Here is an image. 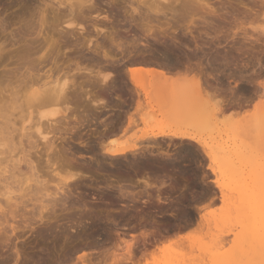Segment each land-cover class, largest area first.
Returning <instances> with one entry per match:
<instances>
[{
    "label": "rangeland",
    "instance_id": "374dc122",
    "mask_svg": "<svg viewBox=\"0 0 264 264\" xmlns=\"http://www.w3.org/2000/svg\"><path fill=\"white\" fill-rule=\"evenodd\" d=\"M145 1H148L146 2L147 4L145 3ZM129 2H131V0H101L97 4V7L103 9V12L99 13L100 17L106 15L110 20L109 23L113 25V28H115L116 30L120 28V32L118 30L117 31L120 34V38H122L121 43H125V49L127 48V51L124 49L123 52L125 53L126 51V54H130L132 58L135 57V54L136 57L137 55L139 57L143 53V57L141 56L142 58L158 63L159 59L163 60L161 54L169 49L167 50L168 54L170 53V55L173 56L171 57L173 61L174 59H177L176 61H174L176 64L172 63L171 65H167L166 63L165 65H163L170 66V68L168 69L171 72H175L179 69L182 71V69L187 66H191V68L193 69L195 67L196 69L198 68V70L195 69L197 71L196 73L200 71V68L204 69L200 71L201 75L199 76L201 79L200 82H203V79L205 78L203 86L206 88L203 89L202 86V90L204 91L202 93V99L200 103L199 101H196L195 103L198 104L197 107H202L200 106V104H203L204 106L205 103L206 105L204 109L208 111L209 115L207 116L205 114L207 112H205L204 109L202 110L205 113L203 111L201 112V108L196 107H194V110H200V113H198L197 110V113L193 110V113H187L186 115H182L181 117L179 116L176 118L175 116L168 114L162 115L160 112L163 111L160 104L163 103L164 105L167 102H170L175 91L183 90L184 92H187L191 89L192 82L190 79H193L194 77L196 78V76L192 75L195 71L190 73L188 72L189 74L187 73L188 75L186 74L187 76L185 78H183L182 80H178L177 82L176 80L171 82H163L155 79L148 80V78L142 75L140 77V80L142 81L143 86H145L146 92H153L152 94L150 93L151 98H153L151 99L149 97L150 94L149 96L145 95L144 90H139L137 92L135 87L131 84L128 74V68L131 65H129L128 62H130V60L128 59L129 61L126 60L127 63L125 62L126 65H124L126 68L123 67V69L119 71L112 70L111 68L110 69L112 71L109 68H105V71H101V69L100 71L98 70L99 74L101 72L102 75L107 74L110 71V76L115 75L116 72L123 73V76L121 78H123V82L127 83L126 88L128 90L132 89L130 90V96L134 91L138 93V95L133 94L135 96L132 95V98H129L128 95L129 107H125L124 109L126 110V112L122 114L124 115L123 118L125 120L123 125L124 127L120 131L118 136H115L113 138L110 137V140L105 142V146L107 149L113 147L121 148L124 146H128V148H131V146L132 148H134V146H136L137 148H134L135 150L132 153H128L126 156L113 159L104 156L103 154H101V151L97 150L96 154H92L91 156L89 155L97 162L99 161L98 167L96 166V168L95 165H93L94 163H92L91 159L85 157L88 154H85L86 152H84V154L79 152L82 149L77 147L72 139H68V135H64L65 139H63V141L58 140L59 135L57 137V134H54L50 129L44 128L41 129V133L48 134V138L50 140H57V142L55 141L57 143H55V146H57L58 148L63 146L62 148H65V150L63 149L65 152L62 156H66L67 158L65 157V159H74V164L79 163L78 165L75 164L77 169L62 167L60 166L61 164L59 163V160L57 161L52 159L49 160L48 163L46 162L48 158L45 155L42 156L40 152L39 155H41V157L38 154L33 157V160H38L39 163H35V165H37V169H40L38 176H28L26 174H23L22 176V173L24 171L22 173L19 172L21 174H15L16 170H12L14 168V164L12 162L15 161L18 157H21V150L17 145L18 141H16L18 139L17 137H14L15 140H13L14 138L11 139L12 141L6 139H9L11 135L16 136L17 133L11 131L17 129L18 125H20L21 127L24 119H27L25 117L27 112L33 111L34 107L31 104L29 106V104L27 105L26 103L22 102V96L19 95L21 94L20 92L18 93L17 98L16 96L14 97L18 100V102L19 100H21V102H19L20 106H18L17 103V105L13 104L14 98L9 97L10 101L12 99L11 102H13V105L8 104L9 106L11 105V108L7 107V109L10 110V113L12 111L11 117L9 116L10 113L8 114L9 119H11L10 121L12 123L8 118L7 121L9 122V124L6 121L5 122L8 125H10L11 123V128H15L9 130L8 132L7 130L10 126H6L7 124L5 123L2 125V128H6L5 131H7L8 133L11 132V135L2 134L3 136H5L2 137L0 134L2 138H0V239H3L4 236L9 237L7 245L9 250L6 248V253H4L6 254L5 256H7L8 254V256L11 257L10 259L12 261L8 259V262L6 261L7 264L22 263V259H19L18 262H15L12 255L10 256L12 251L14 249L16 250V248L18 249V251L22 250L26 252V254L24 253V255H28L29 257L33 256L32 259L30 258V263L29 261H26L24 262V264H162L167 257L174 258L173 256L180 257L181 260H184V258H188V260H186L187 262H190L189 259H191V262L195 259L192 264H213V261L211 263V259L213 260L214 254H220L225 255V257H230L234 253L233 249L235 248L236 243L240 241V239L236 238L234 234H240L239 232L241 231V227L247 230L253 222H255L256 226H260L261 224V226L264 225V0H166L164 2L157 0H132L133 5ZM185 5H187V7L200 8L212 7L213 9H216L218 11L220 10L221 6H225L223 8H226L227 10L230 9V12H234L236 19L238 20H235V16H233L234 20L232 17V20L227 19V21H231L230 23L221 22L217 23V25L216 22H213L205 24L203 21H201V12H198L195 15L186 14ZM227 5L230 6L228 7ZM126 7L127 9H125ZM131 8H137L138 11H140H137L138 16H136L137 13L135 15H132ZM245 8L248 9L246 11H250L249 13L247 12V16H243L246 13ZM56 9L57 8L49 4L48 0H0V75L3 68H5L6 70L8 69V67H11L10 65L8 67H4V65L10 62L8 58L11 59V57L14 56L13 50L21 47L20 45H22L24 41L27 42L25 39H28L30 41V39H32L33 37L37 38L36 36L38 34L40 38H37L38 40H41L46 36L49 37L46 38L47 41H50L51 38H53L52 40H56L57 38L54 37H57V34L53 31L56 30L55 28L64 27V24L66 25L67 22L68 24L70 23V28H77H73V32H76L83 27V29H86L87 32L90 31V34L87 32L85 33L89 34L91 37L94 35L92 37L93 40L97 39L96 34H94V29L92 30V28L96 26L97 22L99 24L104 23L100 27L102 28L103 26L104 28H106L105 24L107 23L101 21H97L96 23L90 21V23H87L86 21V24L84 21H82L81 23L80 20H67L65 18L63 19H65V21L67 22H63V19L60 18L59 22V18H56ZM123 9H125V11H123ZM152 10L153 12L155 10L156 14H154ZM128 11L131 13V15L128 13ZM156 11L160 13L158 14ZM242 11L245 12L243 15ZM21 13L23 15H21ZM101 13H104V15H102ZM174 13L176 14L174 15ZM182 15L184 16L183 19L176 18L181 17ZM129 16H132L136 23L133 21L132 17L129 18ZM171 16L178 20V22L176 23L177 25L175 24V20H173ZM55 19L57 20L55 21ZM130 19L132 22L130 21ZM141 19L144 21L143 24L148 23L151 26H163L165 22H169L170 20L169 23H172L171 28L175 29L177 27L176 29H178L179 32L177 30L176 34H173V38H171V36H166L164 37V39L163 37H159L160 40L157 39L153 42L154 39L146 37L147 35L144 36L145 33L142 30L139 32V28L141 26L140 23L142 22ZM191 19L195 22L194 29L189 24V20ZM137 20H139L140 22H137ZM61 22H63L64 24L62 23V25ZM240 22L242 23V25H239L241 24ZM26 23L27 25L29 23V25L27 26ZM98 23L97 26L99 25ZM109 23L107 24V30L110 29V27L112 28V25L110 26ZM133 23L135 24V26L133 25ZM215 24L216 26H219L220 24L222 25H220L221 28L219 29L220 31L218 33H216L217 31H214V29L212 28L213 25L215 26ZM132 25L134 26V28ZM172 25H175L176 27L174 26L173 28ZM187 27H190L189 30L191 29V31H193L192 35L196 36V42L191 41L192 35H190L188 30H186ZM132 28L134 31L132 30ZM171 28L167 31L169 32V34L172 31ZM200 30H202V32ZM40 32L44 33L42 34ZM77 32L76 37L78 35ZM196 32L200 33L197 34ZM54 33L56 34V36ZM126 33L129 36H127ZM84 35L86 36V34ZM135 35H137L138 37L136 36V38H134ZM174 37H176L178 40L174 39ZM148 38H150L151 40ZM78 39H80L79 36ZM103 40H106L104 39V36H99L97 40L93 41V43L97 41L98 43L100 42L104 45L105 41ZM132 41H134L133 45H137L139 43L136 46L137 49L131 44ZM70 42L71 38L68 43ZM74 42L75 40H72V44H74ZM180 44L182 45V47ZM71 45L69 46L68 44L67 47H71L72 49L73 45ZM104 46L107 48V50H109L108 44H105ZM152 48L156 50H153ZM67 50H69L70 52L66 51V53L68 54H65L72 55L73 51L70 50V48ZM113 50L112 48V52L109 50L111 52V55H118L116 57H119L121 51L116 49ZM133 50L137 51L134 52ZM84 52H86V55H89L88 57L93 56L89 51ZM5 53H8L9 55L13 53V56L9 57V55ZM151 55L152 57L153 55H157V57H160H153V60V58L150 59ZM148 56H150L149 59ZM82 61L84 60H80V62ZM161 61H159L161 63L160 65H162ZM84 62L80 63V68L85 65ZM91 63V61L86 63V66H88L89 69V64ZM163 63L165 62L163 61ZM173 66H175L176 68ZM74 67L75 66H70L69 69H64L63 72L65 74L61 73V76L57 73H54L55 75H53L56 76V78L61 77L63 80L67 77L69 81L67 78L66 79L70 83L71 81H73L71 79L74 78L72 77V75H75L76 72ZM172 67L175 70L172 69ZM47 68L43 71L45 72ZM191 76H193V78ZM206 76L208 78L207 80ZM209 76L211 78H209ZM78 78L80 80L83 79L81 75H78V77H75V81H78ZM109 78L111 80L108 79V83L109 81L112 82L113 80V78ZM145 78L146 81H144ZM119 79L120 78L118 77L119 82L116 81L117 84L121 83ZM116 82H114L113 84H116ZM205 82L208 83L209 86L205 84ZM122 85L123 84L121 83V86ZM5 92L8 91H4V94ZM207 92L209 93V95ZM7 95L8 93H6V95L4 96ZM90 95L88 96L90 101H96L95 103H99L100 99L98 94L97 96L91 97ZM2 96H0V101L4 98H1ZM18 96H21L19 97L20 99L18 98ZM164 98L168 99V101H166ZM81 99L82 98H80V101L78 102H73L74 104L70 103L69 105L72 104V106H68V108L74 107V109L78 112L79 108L82 109L85 106L88 107V105H85L87 102L85 101L84 103ZM150 100L155 101L152 102ZM225 100H234V102L236 101V104L238 102L240 106H234L230 108L225 107V109L221 110L222 108H219V106L221 105L220 103H224ZM8 101L9 100L7 99V103ZM138 101H141L140 103H142L144 108L146 107V111L144 108L142 110L137 108V103H139ZM0 103L5 104V101L3 102L2 100V102ZM21 103L23 107L25 106V108H27H23L24 110L22 111V113ZM88 104L90 103L88 102ZM14 105H16V108L12 107ZM19 107L21 108L20 112L18 111ZM62 107L64 108V106ZM62 107L61 110L63 112L65 108L62 109ZM4 108H6L5 105ZM25 110L27 111L26 114L24 112ZM75 110L74 112H76ZM151 110L154 111V114L151 113ZM34 111L37 112L35 108ZM34 111L32 113H34ZM74 112L66 114L67 111L66 113L64 111L62 113V116H65V114L66 118L71 117V115L72 117L74 115L77 116V112L76 114H74ZM148 112H150L151 114H148ZM17 113L19 114V118L20 114L23 116L25 115V118L23 117V120H21V122L16 119L20 122V124L18 125L17 123H15L16 120H14V115H17ZM249 113H251V116L253 114L254 115L252 117H246V114ZM147 114L149 116L145 118L143 115L147 116ZM152 114L154 115V117H152L153 119L151 120L150 116ZM192 114H194L195 116ZM199 115H201V117H199ZM31 116L34 117L35 114L34 116ZM32 119H36L37 123V117ZM174 119H178V121ZM13 120L16 126H14ZM30 121L25 124V127L27 126V128H25L24 133L34 134L35 132V134L37 135V125H34V127H31L30 129ZM33 122L31 123L32 125ZM71 123L72 122H69L70 126H72ZM26 129H29V132L32 130L33 131L27 133L28 131ZM82 130L83 129H81V132L83 133L84 130ZM160 131H164L166 134H173L177 132L186 133L196 137L203 143H206V145L209 147V150H212L218 154L216 165H220L219 167L222 168V173H219L216 176L211 174V172L208 170V161L203 155V148H201L199 144L169 137L165 139L150 138L151 134H155ZM55 137L56 139H54ZM22 139L23 141L26 140L25 138ZM34 141L37 142V146L42 145L39 139H34ZM78 148L79 151L77 150ZM75 149L77 152L75 151ZM166 153L170 155H177V157L175 156V158L173 157L165 159L164 155ZM31 154L33 155L34 151H31ZM40 158L41 161H39ZM226 158H229L230 163L227 166L223 167L221 163ZM143 159L151 160V162H153L154 164V169L155 165L158 167H162V169H159L160 171H158V168H156L157 170H142L141 168H139V165H135V163L138 162V160L142 161ZM183 159L185 162L182 161ZM113 164L114 166H112ZM120 164L123 165V167ZM132 164L134 166H131ZM38 165L41 168H38ZM77 166H79V169ZM21 167L25 169L24 165H20V168ZM153 167L150 168L153 169ZM81 168L84 169L81 171ZM131 168L137 169H134L133 171V169ZM123 170L125 171V173ZM174 170H179V174L177 175H180L181 177L178 176L174 179V176L176 175L173 172ZM4 171L5 174H3ZM98 171L99 173H97ZM185 171L187 172L185 173ZM85 172L88 173V175H90L91 177L86 179L80 177L81 174ZM121 172L123 174H121ZM153 172L155 173V175L157 174V177L153 174ZM180 172L182 173V175ZM95 173L97 174L95 175ZM165 173L167 176L164 175ZM216 177L220 180L219 183L223 184L224 194L226 195L224 199L223 197H221V193L213 183ZM143 181H148V183H150V189L144 188ZM257 181L259 183H257ZM39 182H43V184L48 187V194L50 193L53 195L55 193H58L57 197H59V201L57 203L58 206L54 208L55 210L53 209L54 213L53 210L49 207L48 209H50L51 211L48 209L47 210L52 213L44 210L45 212H47L45 213L41 210L42 214H39V207L41 206H39L38 201L35 202L36 204H34V201L36 200L32 201V199L35 198L32 197L30 198L32 202H29L30 200L26 202V205H28L26 206V211L31 212L30 210L35 207L36 210L34 208V211H32V214L34 212V215L27 214V212L24 215H22L20 212V214H15L14 216L6 214L13 204H18L20 201H24V199L26 200L27 198L22 199V197L25 196L24 194L28 193L29 196V193L34 190L36 184ZM108 184L109 186H107ZM159 184L161 185V187ZM153 194L155 198L153 197ZM180 194L181 196L179 197ZM30 196H32V193ZM158 198H160L161 201L164 202H158ZM44 213L46 215H44ZM43 215V220L47 217L50 220L49 226L48 224L42 225V223L39 221L40 216ZM201 215L206 218V223L202 222L204 225H202L201 223L199 225L198 223L199 216ZM28 221H31L32 224L34 223L33 225H36V228L35 226H33V230H29V228L26 227V224H24ZM37 225H40V227ZM11 226L15 229L14 232H12ZM149 233L153 235L149 236ZM186 234L189 235L188 237L190 239L178 241V236H183ZM242 241L243 240H241V242ZM28 245L30 246L28 247ZM128 245H131L132 247V257L130 260H126V258L128 259V256L126 254ZM191 246L193 248H190ZM238 246H247V243L244 240L242 244ZM180 252L186 255L183 259L181 258L183 254Z\"/></svg>",
    "mask_w": 264,
    "mask_h": 264
},
{
    "label": "bare ground",
    "instance_id": "6f19581e",
    "mask_svg": "<svg viewBox=\"0 0 264 264\" xmlns=\"http://www.w3.org/2000/svg\"><path fill=\"white\" fill-rule=\"evenodd\" d=\"M49 1V4H51L53 7H55V8H57L56 9V11H55V13L57 12V16H56V18L58 17L59 18V22H60V18L61 19H63V18H65V19H69V20H80L81 21V23H82V21H84L85 23H86V21H87V23H90V22H94V23H96L97 21H101V22H105V23H109L110 22V20H109V18L105 15V16H103V17H100V12H103V9L102 8H100V7H97V4H98V2H100L101 0H48ZM153 1V0H152ZM157 1H161V2H164V1H166V0H157ZM187 1V0H186ZM114 2V1H113ZM143 2V1H142ZM146 2H148V1H145V3ZM129 3H133L132 2V0H131V2H129ZM155 3H156V1H155ZM155 3H153V4H155ZM160 3V2H159ZM111 4V3H110ZM109 4V5H110ZM125 4V3H124ZM143 4V3H142ZM147 4V3H146ZM146 4H145V6H146ZM161 4V3H160ZM126 5V4H125ZM133 5V4H132ZM148 5H149V3H148ZM222 5V4H221ZM224 5H225V3H224ZM112 6V5H111ZM151 6V5H150ZM149 6V7H150ZM153 6V5H152ZM161 6V5H160ZM160 6H158V7H160ZM164 6V5H163ZM186 7H185V12H186V14H191V15H195V14H197L198 12H201L202 14H201V17L200 18H202V20L201 21H203L205 24H207V23H213V22H216V24L217 23H221V22H223V23H225V22H231L230 20H232L231 19V17L233 18V20H234V17L233 16H235V14H234V12H230L229 10H227L226 8H223V7H225V6H221L220 7V10L218 11V10H216V9H213L212 7H187V5H185ZM207 6V5H206ZM228 6V5H227ZM230 6V5H229ZM228 6V7H229ZM115 7H117V6H115ZM239 7V6H238ZM122 8H124V7H122ZM128 8H130V7H128ZM107 9H108V7H107ZM118 9V8H117ZM120 9V8H119ZM125 9H127V7L125 8ZM125 9H123V11H125ZM132 9V8H131ZM238 9V8H237ZM106 10V9H105ZM148 10H151V9H148ZM246 10H248V9H246L245 8V12L244 11H242L243 13H242V15L243 16H245L246 14H247V12L249 13L250 11H246ZM111 11V10H110ZM122 11V12H123ZM137 11H138V9L136 8V9H132L131 10V12H132V15L134 14H136L137 13ZM161 11V10H160ZM231 11H232V9H231ZM238 11V10H237ZM105 12V11H104ZM114 12H116V11H114ZM138 12H140V11H138ZM151 12V11H150ZM152 12H153V10H152ZM157 13H158V11H156ZM23 13V12H22ZM21 13V15H23ZM54 13V14H55ZM128 13L131 15V13L128 11ZM154 14H156L155 13V10H154V12H153ZM160 13V12H159ZM158 13V14H159ZM102 15H104V13H101ZM109 14V13H108ZM163 14V13H162ZM176 13H174V15H175ZM140 15V14H139ZM173 15V16H174ZM112 16V15H111ZM110 16V17H111ZM116 16V15H115ZM115 16H114V18H115ZM126 16H128V15H126ZM136 16H138V13L136 14ZM173 16H171L172 17V19L173 20H175V24L178 22V20H176ZM229 16V17H228ZM247 16V15H246ZM132 17V16H131ZM130 16H129V18H131ZM228 17V18H227ZM238 17V16H237ZM114 18H112V19H114ZM127 18V17H126ZM135 18V17H134ZM177 19L178 18H180V19H183L184 18V16L182 15L181 17H176ZM239 18V17H238ZM65 19H63V22L65 21ZM128 19V18H127ZM132 19H133V17H132ZM227 19H230L229 21H227ZM41 20H43V19H41ZM57 19H55V21H56ZM172 20V21H173ZM235 20H238V19H236V16H235ZM75 21V22H76ZM79 21V22H80ZM90 21V22H89ZM116 21V20H115ZM130 21H131V19H130ZM133 21H134V19H133ZM139 20H137V22H138ZM141 23H140V25H138V26H140V28H139V32L142 30L144 33H145V35L144 36H146V37H150V38H153L154 40H153V42L155 41V40H157V39H159V37L160 38H162L163 37V39H164V37H166V36H171V38H173V34L175 33L176 34V32H177V30L178 29H176L177 27L175 26V25H172V27L174 28V26L176 27L175 29H172L171 28V24L169 23L170 22V20H169V22L167 21V22H165L164 23V25L163 26H151V25H149L148 23H145V24H143V20L141 19ZM63 22H61V24L63 23ZM65 22H67V21H65ZM83 22V23H84ZM132 22V21H131ZM135 22V21H134ZM140 22V21H139ZM203 22H202V24H203ZM242 22V21H241ZM240 22V23H241ZM43 23V22H42ZM86 23V24H87ZM98 23V22H97ZM97 23H96V26H97ZM113 23V22H112ZM136 23V22H135ZM174 23V22H173ZM235 23V22H234ZM64 24V23H63ZM62 24V25H63ZM75 24V23H74ZM73 24V25H74ZM93 24V23H92ZM99 24V23H98ZM104 23H100L97 27L96 26H94L93 28H92V30L94 29V34H96V37H97V39H98V37L99 36H104V39H106V40H103V41H105V44H108V48H109V50L111 51V48H112V50L113 49H116V50H119V51H121L120 52V55H119V57H116V56H118V55H116V56H114V55H111V52L109 51V50H107V48L103 45V43H98L97 41V43L96 42H94L93 43V41H95V40H97V39H94L93 40V36L91 37L89 34L91 33L90 31V33L89 32H87L86 31V29H83L84 27L83 26H81V27H83V28H80L79 30H77L76 32L78 33V35H77V37H76V32H73L72 31V29L74 28H76V27H73V28H70V23L68 24V22H67V24L65 25L64 24V27H58V28H55L56 30L55 31H53V32H55L56 34H57V37H54V38H57L56 40H52L53 38H51V40L48 42L47 41V37L48 36H46L45 38H43V39H41V40H38L37 38H39V35L37 34V38H34L33 36H30V37H33L32 39H30V41L28 40V39H25L27 42H23L22 43V45H20L21 47H19V48H17L16 50H13L14 51V56L12 55L13 53H11V55H9L8 53H5V54H8L9 55V57L10 56H13V57H11V59L10 58H8V60H10V62H8V64L6 63V65H4V67H8L9 65L11 66L10 68L8 67V69H6L5 70V68H3V70H4V72H3V70H2V72H1V77H0V88H2V89H0V96H2L3 94H4V91H8V92H5V94L4 95H6V93H8V95L7 96H2L1 98H3L2 100H3V102L5 101V104L4 103H0V134H1V136L2 137H5V136H3L2 134H5V135H11L10 133L11 132H16L17 134H16V136L15 135H11V137H9V139H6V140H11V139H13L14 137L16 138L17 137V139L18 140H16V141H18V146L20 147V150H21V157H18L15 161H11L13 164V166H14V168L12 169L13 171H15L16 170V172H15V174L16 173H18V174H21L23 171V173H22V176H23V174L25 175H28V176H38V174H39V170L37 169V165H35V163L37 164L38 163V160H36V161H34L33 160V157L36 155V154H38L39 155V153L43 156V155H45L47 158H48V160L46 161V162H48L49 163V160H59L60 162V166H62V167H70V168H75V169H77L76 168V166H75V164L73 163V162H75V161H73L74 159H65V157L66 156H62V155H64V150H65V148H62V147H60V148H58L57 146H55V143L57 142V140H50L49 138H48V134H42L41 133V129H50L54 134H57V137H58V135H59V139L58 140H62L63 141V139H65V136L64 135H68L69 136V138L68 139H72V141L77 145V147H79V148H81L82 150L81 151H79V148L77 149L79 152H81V153H83L84 154V152H86L85 154H88V155H92V154H96V152H97V150H99V151H101V154H103L104 156H107V157H109V158H111V159H113V158H119V157H123V156H126L128 153H132L137 147L136 146H134V148H132V146H131V148H128V146L127 147H113V148H106V146H105V142L110 138V137H115V136H118L119 135V133H120V131L123 129V125H124V118H123V112L125 111L126 112V110L124 109L126 106H128V105H126L125 107L123 106V105H125V104H123L121 101L122 100H125L126 98H127V100H126V103L128 104V95H129V98L133 95V94H137L138 95V91L139 90H144L145 92V95H147V96H149V94L151 93H149V92H146V88H145V86H143V84H142V81L140 80V77L143 75L144 77H146V78H148V80H153V79H155V80H158V81H163V82H171V81H175L176 80V82L178 81V80H182L183 78H185L190 72H193V71H195L194 72V74H192L193 76H196V78L194 79L193 78V76H191L193 79H190L191 80V82H192V86H191V89L189 90V91H187V92H184L183 90H177V91H175L174 92V95H173V98L170 100V102H167L166 104H164L163 105V103H161L160 105L162 106L161 108H162V110L163 111H160L161 112V114L162 115H164V114H168V115H172V116H175V118L176 117H181L182 115H186L187 113H193L194 111H196L197 109H195L194 110V107H196V108H201V112L203 111L202 109H204L205 108V103H204V106H203V104L201 105L200 104V106H202V107H197L198 106V104H196L195 102L196 101H199V103H200V101H201V99H202V93L204 92L203 90H202V86L204 85V79H203V82H200V76L199 75H201V70H204V69H202V68H200V74H199V72L198 73H196L197 71L196 70H198V68L196 69V67L193 69V68H191V66L189 67V66H187L186 64V66L187 67H185L184 69H182V71H184V72H182L180 69H179V67H178V69L179 70H176L175 72L174 71H170L168 68H170V66H164L166 63H167V65H171L172 63L174 64L175 62L174 61H176L175 59H174V61H173V59L171 58V57H173L172 55H170V53L168 54V51L167 50H169V49H167L165 52H163V54H161V56H162V58H163V60L161 61L160 59H159V61H161L162 62V65H160L161 63L158 61V63H156V62H153V61H151V60H147V59H145V58H142L143 57V53L141 54V56H139L138 57V55H137V57H136V54H135V57L134 58H132L131 57V55L129 54V55H127L126 54V49H125V43L123 44V42L121 43V41H122V38H120V34L118 33V31H119V29L120 28H118L117 30L115 29V28H113V25L112 24H110V26L112 25V28L110 27V29H108L107 30V24H105L106 25V28H104L103 26H102V28L100 27L101 25H103ZM163 24V23H162ZM189 24H190V26L194 29L195 28V22L191 19V20H189ZM216 24H215V26L213 25V29H214V31H217L216 33H218L220 30V28H221V26L219 27V26H216ZM26 25H27V23H26ZM28 25H29V23H28ZM27 25V26H28ZM32 25V24H31ZM41 25H43V24H41ZM61 25V26H62ZM104 25V26H105ZM131 25V24H130ZM129 25V26H130ZM133 25L135 26V24L133 23ZM132 25V26H133ZM137 25V24H136ZM177 25V24H176ZM178 25H179V23H178ZM218 25V24H217ZM239 25H242V23L241 24H239ZM93 26V25H92ZM134 26H133V28H134ZM206 26V25H205ZM211 26V25H210ZM210 26H207V27H210ZM25 27V26H24ZM30 27V26H29ZM198 27V26H197ZM28 28V27H27ZM26 28V29H27ZM53 28V29H54ZM70 28V29H69ZM133 28H132V30H133ZM136 28V27H135ZM172 29V31H171V33L169 34V32H167L168 31V29ZM189 28L190 27H187V29L186 30H188V32L190 33V35H192V32L193 31H191V29L189 30ZM26 29H24V30H26ZM58 29V30H57ZM77 29V28H76ZM28 30H30V29H28ZM85 30V31H84ZM138 30V29H137ZM43 31V30H42ZM121 31H122V29H121ZM124 31V30H123ZM134 31V30H133ZM170 31V30H169ZM195 31H196V29H195ZM201 32H202V30H200ZM26 32H28V31H26ZM25 32V33H26ZM85 32H87V33H89V34H87V33H85ZM120 32V31H119ZM125 32V31H124ZM127 32V31H126ZM132 32V31H131ZM178 32H179V30H178ZM40 33H44V32H40ZM39 33V34H40ZM54 33V34H55ZM92 33H93V31H92ZM133 33V32H132ZM188 33V34H189ZM197 34H199L198 32H196ZM195 33V34H196ZM206 33V32H205ZM30 34V33H29ZM56 34H55V36H56ZM75 34V35H74ZM84 34H86V36L84 35ZM127 34V33H126ZM135 34V33H134ZM172 34V35H171ZM207 34V33H206ZM84 35V36H83ZM133 35V34H132ZM29 36V35H28ZM54 36V35H53ZM78 36H79V38L80 39H78ZM123 36H124V34H123ZM127 36H129L128 34H127ZM136 36L137 35H135V37L134 38H136ZM140 36V35H139ZM142 36H143V34H142ZM176 36V35H175ZM41 37V36H40ZM95 37V38H96ZM121 37H122V35H121ZM133 37V36H132ZM138 37V36H137ZM198 37V36H197ZM49 38V37H48ZM68 38H69V40H68ZM70 38H71V44H72V40H75V42H74V44H70V43H68L69 41H70ZM101 38V37H100ZM124 38V37H123ZM128 38V37H127ZM144 38V37H143ZM150 38H148V39H150ZM191 38H192V40L191 41H194V42H196V36H194V35H192L191 36ZM40 39V38H39ZM125 39V38H124ZM174 39H177L176 37H174ZM127 40V39H126ZM131 40H132V38H131ZM130 40V41H131ZM146 40V39H145ZM144 40V41H145ZM151 40V39H150ZM160 40V39H159ZM178 40V39H177ZM102 41V42H103ZM138 41V40H137ZM190 41V40H189ZM134 41H132V45L134 44L133 43ZM140 43H142V42H140ZM146 43V42H145ZM148 43V42H147ZM173 43V42H172ZM178 43V42H177ZM68 44H69V46L71 45L72 46V49H71V47H67L68 46ZM127 44V43H126ZM139 44V43H138ZM137 44V45H138ZM191 44H193V43H191ZM129 45V44H128ZM131 45V46H132ZM137 45H133V46H137ZM142 45H144V44H142ZM181 45V44H180ZM198 45V44H197ZM199 45H201V44H199ZM107 46V45H106ZM127 46V45H126ZM130 46V45H129ZM132 46V47H133ZM203 46V45H202ZM114 47V48H113ZM146 47H147V45H146ZM169 47V46H168ZM168 47H166V48H168ZM174 47V46H173ZM181 47H182V45H181ZM188 47V46H187ZM193 47V46H192ZM201 47V46H200ZM70 48V50H72L73 51V53H72V55H66V54H68V53H66V51L67 52H70L69 50H67V49H69ZM74 48V49H73ZM106 48V49H105ZM149 48V47H148ZM147 48V49H148ZM171 48V47H170ZM197 48V47H196ZM126 50L125 51V53L123 52V50ZM135 49V48H134ZM136 49H137V47H136ZM146 49V48H145ZM153 49V48H152ZM151 50V49H150ZM153 50H156V49H153ZM84 51H89V52H91V54L93 55V56H90V57H88L89 55L87 54L86 55V52H84ZM118 51V52H119ZM134 51V50H133ZM135 51H137V50H135ZM134 51V52H135ZM152 51V50H151ZM172 51V50H171ZM110 52V53H109ZM113 52H114V50H113ZM117 52V51H116ZM145 52H147V51H145ZM150 52V51H149ZM173 52V51H172ZM66 53V54H65ZM128 53H129V51H128ZM151 53V52H150ZM157 53V52H156ZM160 53H162V52H160ZM71 54V53H70ZM86 56H85V55ZM175 54H176V52H175ZM187 54V53H186ZM140 55V54H139ZM193 55V54H192ZM192 55H190V56H192ZM195 55V54H194ZM177 56V55H176ZM179 56V55H178ZM196 56V55H195ZM6 57H7V55H6ZM149 57L150 56H148V59H149ZM153 57L155 58V57H157V55L155 56V55H153ZM152 57V55H151V57H150V59L151 58H153ZM160 57V56H159ZM159 57H157V58H159ZM182 57H184V56H182ZM188 57V56H187ZM130 58H132V59H130ZM154 58H153V60H154ZM195 58V57H194ZM130 60V62H128L129 63V65H131L129 68H128V74H129V80H130V82H131V84L135 87V89L137 90V92L136 91H134V92H132L133 94H131V96H130V90H132V89H130V90H128L126 87H127V83L126 82H123V78H121L122 76H123V73H117L116 72V74L115 75H112V76H110L111 75V73H110V71H109V73H107V74H101V72H100V74H99V71H100V69H101V71L103 70V71H105L104 69L105 68H111L112 70H115V71H119V70H121V69H123V67H125L124 65H126V63H127V61L126 60ZM182 59V58H181ZM184 59V58H183ZM188 59V58H187ZM80 60H84V61H87V62H84V61H82V62H84L85 63V65H83V67L82 68H80V63H82V62H80ZM128 60V61H129ZM189 60V59H188ZM89 61H91L92 63V65L91 64H89V66H90V69H89V67L88 66H86L87 64L86 63H88ZM163 61L165 62V63H163ZM173 61V62H172ZM179 61V60H178ZM182 61V60H181ZM185 61V60H184ZM191 61V60H190ZM189 61V62H190ZM126 62V63H125ZM125 63V64H124ZM183 63V62H182ZM176 64V63H175ZM201 65V64H200ZM207 65V64H206ZM70 66H75L74 68H75V75L73 76L72 75V77H74V78H72L71 80H73V81H71L70 83L68 82L69 81V79H68V81H67V79L65 80H63L60 76V74L62 73V74H65L63 71H64V69H69V67ZM92 66V67H91ZM48 67V68H47ZM166 67V68H165ZM173 67H175V66H173ZM172 67V69H174ZM198 67V66H197ZM47 68V70L44 72L43 70H45ZM73 68V69H74ZM92 68V69H91ZM126 68V67H125ZM176 68V67H175ZM96 69V70H95ZM108 69V70H109ZM110 69V70H111ZM196 69V70H195ZM95 72H94V71ZM99 70V71H98ZM111 70V71H112ZM175 70V69H174ZM211 70H213V69H211ZM123 71V70H122ZM98 72V73H97ZM126 72V71H125ZM124 72V73H125ZM143 72V73H142ZM189 72V73H188ZM203 72H205V71H203ZM57 73V74H59L58 76L61 78H56V76H54L55 74ZM183 73V74H182ZM188 73V74H187ZM54 76V78H53V76ZM187 74V75H186ZM195 74H198V75H195ZM206 74V73H205ZM78 75L80 76H82L83 77V79L82 80H80L79 78H78V81H75V77L77 76L78 77ZM202 75H204V74H202ZM52 77V78H51ZM69 77V76H68ZM109 77H111V78H113V80H112V82H110L109 81V83L107 82V80L108 79H110ZM118 77L120 78L119 80H120V82L123 84L122 86H121V83L120 84H117V82L116 81H118ZM203 77V76H202ZM52 80H51V79ZM100 78V79H99ZM125 78V77H124ZM146 78H145V80L144 81H146ZM209 78H211L210 76H209ZM213 78V77H212ZM217 78V77H216ZM215 78V79H216ZM208 78H207V76H206V80H207ZM50 80V81H49ZM76 80H77V78H76ZM80 80V81H79ZM111 80V79H110ZM193 80V81H192ZM217 80V79H216ZM209 81V80H208ZM114 82H116V84H113ZM119 82V81H118ZM111 83V84H110ZM211 83V82H210ZM205 84H207L208 86H209V84L208 83H206L205 82ZM212 86H215V85H212ZM211 87V86H210ZM114 88H117L118 89V92L119 93H121V96H122V94H123V99L121 98V97H119L118 96V100L116 101V99H115V101H116V105H115V102H113L114 103V105H115V107L114 106H112V107H114L115 109H117L116 111H112V112H114V114L112 115V117H111V114L109 113V112H107V114L106 115H109L110 116V118H108L106 115H105V113L106 112H104L105 111V109H109V107H111V105H108L109 103H111L112 101H110L109 102V100L108 99H111V98H108V96H106L107 95V93L110 91V89H111V91H112V89L114 90ZM204 88H206V87H204L203 86V89ZM209 88V87H208ZM212 88V87H211ZM220 88V87H219ZM214 89V88H213ZM218 89V88H217ZM224 89V88H223ZM2 90V91H1ZM4 90V91H3ZM134 90V89H133ZM155 91V90H154ZM206 91H207V89H206ZM220 91V90H219ZM9 92H10V94H9ZM21 93V94H19V95H21L22 96V102L23 103H26L27 105L29 104V106H30V104L35 108V110L37 111V112H35L34 111V108H33V111H34V113H32L33 111H24L25 112V114H26V112H27V114H26V118L27 119H24V121H23V123L21 124V127H20V125H18V124H20V122H21V120H23L22 118L24 117L23 115H21L20 114V118H19V112H20V110H21V108L19 109L18 108V113H17V115H18V118H17V115H14L15 116V119L14 120H16V119H18L19 121H15V123H17V129H14L13 127L11 128V119H9V116L11 117L12 116V111H11V113H10V110L9 109H7V107L8 108H11V105H13V104H18V106H20L19 105V102H21V100H19V102H18V100L17 99H15L14 97L16 96V98H17V95H18V93ZM216 92V91H215ZM223 92V91H222ZM3 93V94H2ZM143 93V94H144ZM153 93V92H152ZM151 93V94H152ZM156 93V92H155ZM208 93V92H207ZM218 93V92H217ZM216 93V94H217ZM225 93H226V89H225ZM91 94V95H90ZM95 94V95H94ZM97 94L99 95V103H95L96 101H90L89 100V98H88V96L90 95V97L91 96H97ZM151 94H150V98H151ZM222 94V93H221ZM14 95V96H13ZM144 95V96H145ZM154 95V94H153ZM152 95V96H153ZM208 95H209V93H208ZM207 95V96H208ZM215 95V94H214ZM214 95H213V97H214ZM219 95V94H218ZM225 95V94H224ZM21 96H18V98L19 97H21ZM102 98H101V97ZM124 96H126V98L124 99ZM133 96H135V95H133ZM132 96V97H133ZM221 96V95H220ZM12 97V98H14L13 99V101H14V103L13 102H11L12 101V99H11V101H10V98ZM117 97V96H116ZM131 97V98H132ZM227 97V96H226ZM225 97V98H226ZM6 98V99H5ZM80 98H82L81 100L85 103V101L87 102L85 105H88V107H83L82 109H78V112H77V110H75L74 109V107L72 108H68V106L70 107V106H72V104L71 105H69L70 103H73V102H78V101H80ZM168 98V97H167ZM222 98H223V96H222ZM7 99L9 100L8 101V103H7ZM20 99V98H19ZM120 99H122V100H120ZM136 99V98H135ZM151 99H153V98H151ZM165 99V98H164ZM2 100L0 101V102H2ZM15 100H16V102H15ZM107 100H108V103H107ZM138 100V99H137ZM166 101H168V99H165ZM223 100V99H222ZM237 100V99H236ZM81 101V102H82ZM150 101H152V100H150ZM153 101H155V100H153ZM152 101V102H153ZM239 101V100H238ZM10 102V103H9ZM88 102L90 103V104H88ZM98 102V101H97ZM124 102V101H123ZM136 102V101H135ZM139 102V101H138ZM141 102V101H140ZM137 103V108H139V109H143L144 107H143V105H142V103ZM236 102V101H235ZM234 102V100L233 101H231V100H225L224 101V103L223 102H221L220 104V106H219V108H222L221 110H223V109H225V107L226 108H230V107H239L240 105L238 104V102H237V104ZM13 103V104H12ZM133 103V102H132ZM198 103V102H197ZM2 104V105H1ZM8 104H11L10 106L8 105ZM16 104V105H17ZM74 104V103H73ZM112 104V103H111ZM4 105L6 106V108H4ZM16 105H14V106H12V107H15L16 108ZM132 105V104H131ZM130 105V106H131ZM196 105V106H195ZM237 105V106H236ZM2 106V107H1ZM21 106H22V103H21ZM62 106H64V108H65V110H63V112L65 111V113H66V111H67V113L66 114H70L71 112L73 113L74 112V110L77 112V116H73L72 117V115H71V117H67L66 118V114H65V116H62V110H61V107ZM243 106V105H242ZM129 107V106H128ZM255 107H257V106H255ZM254 107V108H255ZM4 108V109H3ZM14 108V109H15ZM27 109V108H25V106L23 107L22 106V110H21V113H22V111L24 110V109ZM29 108V107H28ZM63 107H62V109H64ZM85 108V109H84ZM87 108V109H86ZM146 108V107H145ZM144 108V109H145ZM153 108V107H152ZM1 109H2V111H1ZM8 110V112H7V110ZM129 109V108H128ZM134 109V108H133ZM138 109V110H139ZM154 109V108H153ZM207 109V108H206ZM110 110H112V109H110ZM136 110V109H135ZM194 110V111H193ZM251 110V109H250ZM3 111H5V112H3ZM144 111V110H143ZM142 111V112H143ZM145 111H146V109H145ZM144 111V112H145ZM152 111V112H151ZM150 112L151 113H153L154 114V111L153 110H151ZM193 111V112H192ZM198 111V113H200L199 111L200 110H197ZM197 111H196V113H197ZM207 112V113H205V112ZM204 113L208 116L209 115V113H208V111L207 110H205L204 109ZM215 111V110H214ZM234 111V110H233ZM254 111H256V110H254ZM1 112H3V113H1ZM69 112V113H68ZM76 112H74V114H76ZM124 112V113H125ZM136 112V111H135ZM150 112H148V114H151ZM157 112V111H156ZM210 112V111H209ZM232 112V111H231ZM253 112V111H252ZM251 112V113H252ZM7 113V114H6ZM10 113V115L8 116V114ZM109 113V114H108ZM141 113V112H140ZM233 113V112H232ZM236 113H238V112H236ZM245 113H246V111H245ZM251 113H249V114H246L247 116L246 117H250L251 116ZM34 114H35V116H34ZM147 114V116H145V115H143L145 118L146 117H148L149 115ZM152 114V115H153ZM211 114V113H210ZM244 114V113H243ZM31 115H33L34 117H32ZM150 116L151 118V120L153 119L152 117H154V115L153 116ZM192 115H194V114H192ZM203 115V114H202ZM231 115V114H230ZM254 115V114H253ZM252 115V116H253ZM7 116V117H6ZM107 117L108 118V120H102V122H100L99 124H98V121H101V120H99L101 117ZM195 116V115H194ZM197 116V115H196ZM204 116V115H203ZM251 116V117H252ZM24 117V118H25ZM35 118V117H37V123H36V119H32V118ZM199 117H201V115H199ZM7 118L9 119V121L11 122L10 123V125H8L9 124V122L7 121ZM126 118V117H125ZM172 118V117H171ZM174 118V117H173ZM192 118V117H191ZM198 118V117H197ZM13 119V118H12ZM30 119H31V121L33 122V125L31 124L32 122L30 121ZM102 119H104V118H102ZM147 119H149V118H147ZM14 120H13V123H14ZM174 120H176V119H174ZM8 123H6V122ZM30 121V126H29V124H28V126L30 127V129H31V127L33 128L34 127V125H37V130H36V133H37V135L35 134V132H34V134L33 133H30V132H32V131H28L27 129V133H30V134H25L24 132H25V128H27V126L25 127V124L26 123H28ZM106 121V122H105ZM107 121H109V122H107ZM176 121H178V119L176 120ZM69 122H72L71 124H72V126H70V124H69ZM7 124L6 126H10L9 128H11V129H9L8 128V132H9V130H12V129H14V130H12L10 133H8L7 131H5L6 130V128L5 129H3L2 127V125L3 124ZM14 123V126H16V124ZM36 123V124H35ZM101 127V128H103V129H97V126L98 125ZM130 124H132V123H130ZM32 125V126H31ZM93 127L94 128V130L91 132V134H90V132H89V135H87L86 133L84 134H82V132H81V129H85V128H90V127ZM42 127V128H41ZM100 127H98V128H100ZM131 127V126H130ZM128 128V127H127ZM3 129V130H2ZM82 130V131H83ZM88 130H90V129H87V131ZM92 130V129H91ZM2 131H4V132H2ZM42 132H43V130H42ZM125 132V131H124ZM34 135V136H33ZM90 135H93V136H95V139H91V136ZM1 136H0V138H1ZM92 136V138H94ZM167 137H169V138H177V139H181V140H186V141H190V142H192V143H195V144H199L200 146H201V148H203V155H204V157L207 159V161H208V170L211 172V174L212 175H217V174H219V173H222V168L221 167H219L220 165H216V163H217V160H218V154L216 153V152H214V151H212V150H209V147L206 145V143H203L202 141H200L199 139H197L196 137H194V136H192V135H189V134H186V133H173V134H166L164 131H160V132H158V133H155V134H151V137L150 138H167ZM8 138V137H7ZM15 138L13 139V140H15ZM22 138H25L26 140L25 141H23V139ZM67 138V137H66ZM2 139V138H1ZM1 139H0V141H1ZM5 139V138H4ZM34 139H39V141H41V143H42V145H36L37 144V142H35L34 141ZM54 139H56V137L54 138ZM107 139V140H106ZM67 140V139H66ZM69 140V141H70ZM149 140V139H148ZM2 141H4V140H2ZM12 141V140H11ZM56 141V142H55ZM150 141V140H149ZM163 141V140H162ZM67 142V141H66ZM65 142V143H66ZM112 142V141H111ZM70 143V142H69ZM148 143V142H147ZM153 143V142H152ZM160 143V142H159ZM163 143V142H162ZM57 144V143H56ZM104 144V145H103ZM72 145V144H71ZM152 145V144H151ZM159 145V144H158ZM61 146V145H60ZM68 146V145H67ZM69 146H70V144H69ZM103 146H104V148H103ZM141 146V145H140ZM26 147H27V150H26ZM75 147V146H74ZM73 147V148H74ZM76 147V148H77ZM142 148V147H141ZM64 149V150H63ZM139 149V148H138ZM73 150V149H72ZM86 150V151H85ZM31 151H34V154L32 155L31 154ZM75 151H76V149H75ZM139 151V150H138ZM137 151V152H138ZM142 151V150H141ZM66 152H67V150H66ZM77 152V151H76ZM136 152V151H135ZM151 153V152H150ZM1 154V153H0ZM3 154V153H2ZM65 154H67V153H65ZM75 154V153H74ZM73 154V155H74ZM164 154V153H163ZM41 155H39L40 157H41ZM174 154H172V155H170V154H165L164 155V158L165 159H169V158H175V156L177 157V155H174ZM187 155V154H186ZM38 156V157H39ZM89 156V157H90ZM151 156H152V154H151ZM62 157V158H61ZM106 157V158H107ZM137 157V156H136ZM155 157V156H154ZM186 157V156H185ZM190 157V156H189ZM194 157H195V155H194ZM193 157V158H194ZM67 158V157H66ZM147 158V157H146ZM180 158V157H179ZM178 158V159H179ZM8 159V158H7ZM15 159V158H14ZM39 159V158H38ZM89 159H91V161H92V163H94L93 165H95V167L97 166L98 167V162L94 159V158H92V157H90ZM105 159V158H104ZM164 159V160H165ZM0 160H1V158H0ZM6 160V159H5ZM11 160H13V159H11ZM98 160V159H97ZM140 160V159H139ZM138 160V162H139V164H138V162H136V160H135V165L137 164V165H139V168H141L142 170H155L156 168H158V171H160L159 169H162V167H158V166H156L155 165V169H154V164H153V162H151V160H149V159H147V160H142V161H139ZM189 160V159H188ZM231 160V159H230ZM39 161H41V158H40V160ZM116 161V160H115ZM182 161H184V159L182 160ZM181 161V162H182ZM187 161V160H186ZM9 162V161H8ZM133 162V161H132ZM172 162V161H171ZM185 162V161H184ZM200 162V161H199ZM10 163V162H9ZM111 163V162H110ZM110 163H109V165H110ZM114 163V162H113ZM131 163V162H130ZM183 163V162H182ZM230 162H229V158H226V159H224L223 161H222V166L223 167H225V166H227L228 164H229ZM1 164V163H0ZM39 164V163H38ZM79 164V163H78ZM78 164H76V165H78ZM90 164V163H89ZM156 164V163H155ZM176 164V163H175ZM181 164V163H180ZM197 164V163H196ZM20 165H24V167H25V169L23 168V167H21L20 168ZM121 165V164H120ZM119 165V166H120ZM43 166H44V164H43ZM80 166V165H79ZM79 166H77L78 167V169H79ZM112 166H114V164L112 165ZM122 167H123V165H121ZM131 166H134L133 164L131 165ZM189 166V165H188ZM188 166H187V168H188ZM82 167V166H81ZM90 167V166H89ZM93 167V166H92ZM96 167V168H97ZM116 167V166H115ZM128 167V166H127ZM150 167H153V169L152 168H150ZM22 168H23V170H22ZM38 168H41L39 165H38ZM117 168V167H116ZM126 168V167H125ZM138 168V169H139ZM168 168V167H167ZM84 169V168H83ZM82 168L80 169L81 171L83 170ZM120 169V168H119ZM122 169V168H121ZM131 169H133V168H131ZM135 169V168H134ZM134 169H133V171H134ZM137 169V168H136ZM135 169V170H136ZM125 170V169H124ZM123 170V171H124ZM157 170V169H156ZM13 171H12V173H13ZM18 171V172H17ZM144 171H143V173H144ZM179 171V170H178ZM181 171V170H180ZM184 171V170H183ZM19 172H21V173H19ZM127 172V171H126ZM147 172V171H146ZM86 173V172H85ZM82 173L81 174V176L80 177H82V178H90L91 176L90 175H88V173ZM97 173H99V171L97 172ZM97 173H95V175L97 174ZM124 173H125V171H124ZM135 173V172H134ZM181 173V172H180ZM186 173V172H185ZM3 174H5V171H4V173ZM103 174V173H102ZM101 174V175H102ZM120 174V173H119ZM121 174H123L122 172H121ZM150 174V173H149ZM148 174V175H149ZM159 174V173H158ZM261 174H263V173H261ZM93 175V174H92ZM100 175V174H99ZM146 175H147V173H146ZM154 175H155V173H154ZM165 175H166V173H165ZM181 175H182V173H181ZM3 176V175H2ZM21 176V175H20ZM94 176V175H93ZM98 176V175H97ZM104 176H105V174H104ZM156 177H157V174L155 175ZM167 176V175H166ZM169 176V175H168ZM174 176V175H173ZM189 176V175H188ZM100 177V176H99ZM263 177H264V175H263ZM98 178V177H97ZM162 178V177H161ZM180 178V177H179ZM192 178V177H191ZM155 179V178H154ZM153 179V180H154ZM164 179V178H163ZM95 180V179H94ZM108 180H109V178H108ZM151 180V179H150ZM179 180V179H178ZM158 181V180H157ZM156 181V182H157ZM219 179L216 177V179L213 181V183L215 184V187L219 190V192L221 193V197H223V199L225 198V194H224V188H223V184L222 183H219ZM58 182V181H57ZM108 182V181H107ZM42 183V184H41ZM106 183V182H105ZM158 183V182H157ZM163 183V182H162ZM257 183H259L258 181H257ZM61 184V183H60ZM64 184V183H63ZM65 184H66V182H65ZM143 184H144V188L145 189H147V188H149L150 189V183H148V181H143ZM152 184V183H151ZM164 184V183H163ZM173 184V183H172ZM178 184V183H177ZM262 184V183H261ZM160 185V184H159ZM263 185V184H262ZM62 186H64V185H62ZM107 186H109V184L107 185ZM106 186V187H107ZM157 186V185H156ZM174 186V185H173ZM172 186V187H173ZM177 186V185H176ZM264 186V185H263ZM160 187H161V185H160ZM171 187V188H172ZM154 189V188H153ZM157 189H159V188H157ZM181 189V188H180ZM47 190H48V187L47 186H45V184H43V182H39V183H37L36 184V186H35V188H34V190L31 192L32 193V196H30L31 195V193H29V196H28V193L27 194H24L23 196L24 197H22V199L23 198H27L26 200L24 199V201L22 200V201H20L18 204H13L11 207H10V210H8L7 211V213L6 214H10L11 216H14L15 214H20V212H21V214L22 215H24V214H26V212H27V214H30V215H34V212H33V214H32V211H34L33 209L35 208V207H33V209L32 210H30L31 212H29V211H26V206H28V205H26L27 203L26 202H28V200H30V198H34V199H32V201H34V200H36V201H34V204H36L35 202H37L38 201V203H39V206H41V207H39L40 208V211L42 210V211H48V210H50V209H54V208H56L57 206H58V199H59V197H57L58 195V193H55V194H48V192H47ZM59 190V189H58ZM156 190V189H155ZM171 190V189H170ZM56 191V190H55ZM60 191V190H59ZM58 191V192H59ZM173 191H175V190H173ZM181 191V190H180ZM186 191V190H185ZM142 192V191H141ZM147 192V191H146ZM155 192V191H154ZM159 192V191H158ZM157 192V193H158ZM184 193V192H183ZM149 194V193H148ZM188 194V193H187ZM191 194V193H190ZM133 195H135V194H133ZM151 195V194H150ZM189 195V194H188ZM126 196V195H125ZM124 196V197H125ZM132 196V195H131ZM178 196V195H177ZM181 196V194L179 195V197ZM123 197V198H124ZM133 197H135V196H133ZM152 197V196H151ZM153 197H154V194H153ZM38 198V199H37ZM122 198V197H121ZM155 198V197H154ZM162 198V197H161ZM175 198V197H174ZM166 199H168V198H166ZM153 200V199H152ZM158 200V202H164V201H161V199L160 198H158L157 199ZM181 200V199H180ZM31 200L29 201V202H32ZM177 201V200H176ZM157 202V203H158ZM107 203V202H106ZM106 203H104V204H106ZM154 203V202H153ZM156 204V203H155ZM38 205V204H37ZM164 205V204H163ZM50 207V209H48ZM158 207V206H157ZM162 207V206H161ZM160 207V208H161ZM170 208V207H169ZM48 209V210H47ZM159 209V208H158ZM35 210H36V208H35ZM55 210V209H54ZM54 210H53V213H54ZM157 210V209H156ZM39 211V214H42V211L40 212ZM44 211V212H45ZM51 211V210H50ZM50 211H48V212H50ZM111 212V211H110ZM45 213H47V212H45ZM44 213V215H46ZM50 213H52V212H50ZM178 213V212H177ZM44 215L43 216H40V222L42 223V225L43 224H48V226H49V222H50V220L48 219V217L47 218H45L44 220H43V218H44ZM48 215V214H47ZM19 216V215H18ZM176 217V216H175ZM245 221V220H244ZM202 222H205L206 223V218L203 216V215H201V216H199V221H198V223H199V225H200V223L202 224V225H204ZM241 222H242V220H241ZM244 223V222H243ZM24 224H26V227H28L29 228V230H33V226H35V228H36V225H33L32 223H31V221H28L27 223H24ZM36 224H38V223H36ZM260 225V224H259ZM262 225V224H261ZM256 226V224H255V222H253L252 224H251V226H249V228L246 230V229H243L242 227H241V231L239 232L240 234H234V236L236 237V238H239L240 239V241H238L237 243H236V245H235V250L233 249V251H234V253L230 256V257H225V255H220V254H214V257H213V260L211 259V263H212V261H213V264H264V225L263 226ZM37 226H39L40 227V225H37ZM47 226V225H46ZM261 227V228H260ZM157 229V228H156ZM11 230H12V232H14L15 231V229L11 226ZM233 231V230H232ZM32 232V231H31ZM229 232H231V231H229ZM152 233V232H151ZM150 234V233H149ZM148 234V235H149ZM40 235H41V233H40ZM153 235V234H152ZM151 234L149 235V236H152ZM143 236V235H142ZM189 235H183V236H178V241H183V240H185V239H190L189 237H188ZM154 237V236H153ZM155 237H156V234H155ZM151 238V237H150ZM148 239V238H147ZM241 240H245V242L247 243V246H238V245H241L242 244V242H241ZM8 241H9V237L8 236H4V238L3 239H0V264H4V263H6V261L8 260V259H10L11 257H9L8 256V254H7V256H5L6 254V250L8 249V247H7V245H8ZM140 241V240H139ZM142 241V240H141ZM146 241V240H145ZM177 242V241H176ZM241 242V243H240ZM147 243V242H146ZM143 244V243H142ZM30 245H28V247H29ZM144 246V245H143ZM7 248V249H6ZM131 245H128L127 246V252H126V254H127V256H128V259L126 258V260H130L131 259V257H132V252H131ZM190 248H193L192 246L190 247ZM33 249V248H32ZM9 250V249H8ZM31 250V249H30ZM12 251V250H11ZM11 251H10V253H11ZM14 251V252H13ZM12 251V253L10 254V256L12 255V257H13V259L15 260V262H18L19 261V259H22L21 261H22V263L21 264H24V262H26V261H29V263H30V258L32 259V257H29L28 255H24V253L26 254V252H24V251H22V250H20L21 251V253H20V251H18V249L16 248V250L14 249ZM34 251H36V250H34ZM232 251V252H233ZM5 252V253H4ZM8 253V252H7ZM32 253H33V250H32ZM180 253H182V252H180ZM29 254V253H28ZM183 254V253H182ZM231 254V253H230ZM174 255V254H173ZM186 255L185 254H183V256H181V258L183 259L184 257H185ZM212 256V255H211ZM210 256V257H211ZM174 258H172V257H167L164 261H163V263L162 264H190V262H191V259H189V261L190 262H187L186 260H188V258L187 259H185L184 258V260H181L180 259V257H176V256H173ZM200 259V258H199ZM11 260V259H10ZM195 260V259H194ZM194 260H192V262H191V264L193 263V261ZM12 261V260H11ZM185 261H186V263H185ZM202 261V260H201ZM200 261V262H201ZM8 262V261H7ZM33 262V261H32ZM7 264V263H6ZM28 264V263H27ZM31 264H33V263H31ZM160 264V263H159Z\"/></svg>",
    "mask_w": 264,
    "mask_h": 264
},
{
    "label": "flooded vegetation",
    "instance_id": "af4514ba",
    "mask_svg": "<svg viewBox=\"0 0 264 264\" xmlns=\"http://www.w3.org/2000/svg\"><path fill=\"white\" fill-rule=\"evenodd\" d=\"M106 96H108V98H111V99H108L109 100V102L110 101H112L111 103H109L108 105H111V107H109V109H105V111L104 112H106L105 113V115L107 114V112H109L110 114H111V117H112V115L114 114V112H112L113 110L114 111H116L117 109H115L114 107H115V105H116V101L118 100V96L119 97H121L122 99H123V94H122V96H121V93H119L118 92V89L117 88H114V90L112 89V91H111V89H110V91L107 93V95ZM117 96V97H116ZM126 98V96H124V99ZM115 99H116V101H115ZM122 99H120V100H122ZM108 100H107V103H108ZM126 100H127V98L125 99V100H122L121 102L123 103V104H125V105H123L124 107L126 106V105H128L127 103H126ZM124 101V102H123ZM113 102H115V105H114V103ZM112 106H114V107H112ZM127 107V106H126ZM110 109H112V110H110ZM125 112V111H124ZM123 112V113H124ZM108 113V114H109ZM113 113V114H112ZM109 114V115H110ZM109 115H106L107 117L109 116ZM105 118L104 116L103 117H101L99 120H101V121H98V124L100 123V122H102V120H108V118H110V116L108 117V118ZM123 117H124V115H123ZM102 118H104V119H102ZM106 122V121H105ZM107 122H109V121H107ZM97 124V125H98ZM98 127H100L99 125L97 126V129H103V128H98ZM87 129H90V130H88L87 131ZM92 129V130H91ZM94 130V128L93 127H90V128H86L85 130H84V134L86 133L87 135H89V132H90V134H91V132ZM82 133V134H83ZM91 136V139H95V136H93V135H90ZM92 136L94 137V138H92ZM86 151V150H85ZM86 158H90L89 157V155H87V156H85ZM176 175L174 176V179L176 178V177H178V176H180V175H177V174H179V171L178 170H174L173 171ZM185 172H187V171H185ZM153 174H154V172H153ZM165 175V174H164ZM181 177V176H180ZM93 199H95V198H93Z\"/></svg>",
    "mask_w": 264,
    "mask_h": 264
},
{
    "label": "crops",
    "instance_id": "0c3cea01",
    "mask_svg": "<svg viewBox=\"0 0 264 264\" xmlns=\"http://www.w3.org/2000/svg\"><path fill=\"white\" fill-rule=\"evenodd\" d=\"M110 139H108L107 141H109Z\"/></svg>",
    "mask_w": 264,
    "mask_h": 264
}]
</instances>
